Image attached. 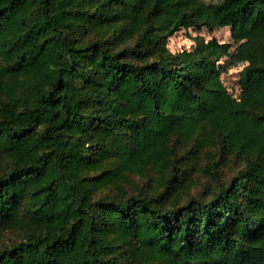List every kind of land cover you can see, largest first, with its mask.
Here are the masks:
<instances>
[{
    "label": "trees",
    "instance_id": "trees-1",
    "mask_svg": "<svg viewBox=\"0 0 264 264\" xmlns=\"http://www.w3.org/2000/svg\"><path fill=\"white\" fill-rule=\"evenodd\" d=\"M0 264H264V0H0Z\"/></svg>",
    "mask_w": 264,
    "mask_h": 264
},
{
    "label": "rangeland",
    "instance_id": "rangeland-1",
    "mask_svg": "<svg viewBox=\"0 0 264 264\" xmlns=\"http://www.w3.org/2000/svg\"><path fill=\"white\" fill-rule=\"evenodd\" d=\"M197 39H203L205 41L215 40L219 43H227L229 45L228 54L223 56L218 62V65L221 66L220 79L228 88L229 92L232 93L233 96L237 97L240 93L239 71L246 63L239 60L234 55L238 43L231 38L229 28L219 27L215 28L213 31L195 28L181 29L180 31L175 32L168 39L167 47L171 52L192 50L196 45ZM204 179V177H201L200 182Z\"/></svg>",
    "mask_w": 264,
    "mask_h": 264
}]
</instances>
